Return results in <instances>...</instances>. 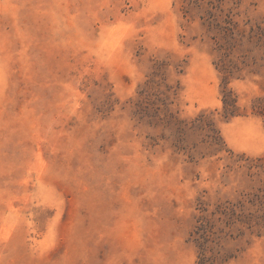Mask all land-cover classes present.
<instances>
[{"label": "rangeland", "instance_id": "374dc122", "mask_svg": "<svg viewBox=\"0 0 264 264\" xmlns=\"http://www.w3.org/2000/svg\"><path fill=\"white\" fill-rule=\"evenodd\" d=\"M263 97L264 0H0V264H264Z\"/></svg>", "mask_w": 264, "mask_h": 264}, {"label": "trees", "instance_id": "16d2710c", "mask_svg": "<svg viewBox=\"0 0 264 264\" xmlns=\"http://www.w3.org/2000/svg\"><path fill=\"white\" fill-rule=\"evenodd\" d=\"M224 43L220 45L219 50H225V55L220 61V72L224 74V83L228 84L231 76L234 74V70L237 69L236 64L232 62L231 52H229L231 45V40H234V37H229L228 35L223 38ZM224 109H225V117L232 118L239 115V108L237 107V100L234 98L231 91L226 92L224 99ZM254 114L264 117V97L258 98L254 102ZM165 118L163 122H165L173 130L176 136H173L175 140H173V145L177 147V149H183V144L185 141L186 131H203L206 133V139L209 143V147L215 151L216 153L223 152L226 148V144L220 134V131L216 128V126L204 116H201L197 119L192 126H188L184 121H180L173 114H165ZM261 160H258L260 162ZM254 167H262L260 164H254ZM202 249V264L208 263L210 260L206 258V249L204 247ZM210 264H217L216 258L211 260Z\"/></svg>", "mask_w": 264, "mask_h": 264}]
</instances>
